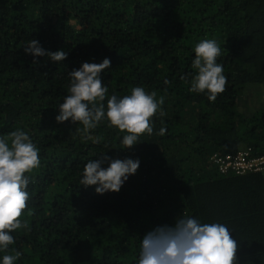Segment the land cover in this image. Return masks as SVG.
Segmentation results:
<instances>
[{
    "label": "trees",
    "instance_id": "trees-1",
    "mask_svg": "<svg viewBox=\"0 0 264 264\" xmlns=\"http://www.w3.org/2000/svg\"><path fill=\"white\" fill-rule=\"evenodd\" d=\"M32 39L67 59L33 63L24 52ZM203 39L220 44L228 78L215 102L190 91L193 49ZM104 58L109 96L141 86L164 97L153 133L131 149L107 120L92 130L55 121L68 73ZM17 129L41 159L26 174L21 219L29 229L12 233L17 264H135L139 237L178 215L227 224L238 264H264V169L221 173L214 161L264 155V0H0V136ZM104 154L140 167L119 193L101 196L79 180L86 162Z\"/></svg>",
    "mask_w": 264,
    "mask_h": 264
},
{
    "label": "clouds",
    "instance_id": "clouds-1",
    "mask_svg": "<svg viewBox=\"0 0 264 264\" xmlns=\"http://www.w3.org/2000/svg\"><path fill=\"white\" fill-rule=\"evenodd\" d=\"M24 52L33 57V63L41 57L55 63L63 62L68 56L62 49L52 52L42 48L35 39L29 41ZM193 52L192 67L196 74L190 91L203 93L210 102H215L217 95L226 90L228 80L223 65L217 62L220 44L216 39H203ZM110 66V59L104 58L100 63L83 62L78 69L69 72V94L59 104L55 121L80 122L85 130H92L107 120L109 127L127 133L119 142L123 150L131 149L142 134L153 133L151 118L157 113L164 115V97L157 98L155 92H146L141 86L133 87L129 95L113 93L109 96L101 73ZM165 132L166 128L161 127L159 134ZM86 139L100 144L103 137L89 135ZM40 165V150L27 131L17 129L0 136V264H17L21 257L19 250L10 247L16 243L12 233L29 229L27 220L21 219L30 198L27 190L30 176L26 174ZM139 167V159L104 154L86 162L79 185L95 186V193L101 196L119 193ZM139 238L135 264H238V242L224 223L202 222L194 216L178 215L173 223L158 224Z\"/></svg>",
    "mask_w": 264,
    "mask_h": 264
},
{
    "label": "built area",
    "instance_id": "built-area-1",
    "mask_svg": "<svg viewBox=\"0 0 264 264\" xmlns=\"http://www.w3.org/2000/svg\"><path fill=\"white\" fill-rule=\"evenodd\" d=\"M218 170L221 173L233 171L238 175L250 172H258L264 169V155L250 156L249 151H239L236 155H224L214 157Z\"/></svg>",
    "mask_w": 264,
    "mask_h": 264
}]
</instances>
